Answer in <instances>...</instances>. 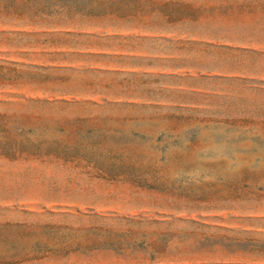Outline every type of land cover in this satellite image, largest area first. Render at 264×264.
I'll use <instances>...</instances> for the list:
<instances>
[{
	"label": "rangeland",
	"instance_id": "374dc122",
	"mask_svg": "<svg viewBox=\"0 0 264 264\" xmlns=\"http://www.w3.org/2000/svg\"><path fill=\"white\" fill-rule=\"evenodd\" d=\"M0 264H264V0H0Z\"/></svg>",
	"mask_w": 264,
	"mask_h": 264
}]
</instances>
